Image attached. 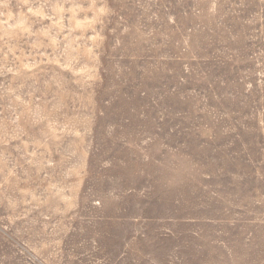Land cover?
Masks as SVG:
<instances>
[{"label": "rangeland", "instance_id": "rangeland-1", "mask_svg": "<svg viewBox=\"0 0 264 264\" xmlns=\"http://www.w3.org/2000/svg\"><path fill=\"white\" fill-rule=\"evenodd\" d=\"M0 264H264V0H0Z\"/></svg>", "mask_w": 264, "mask_h": 264}]
</instances>
